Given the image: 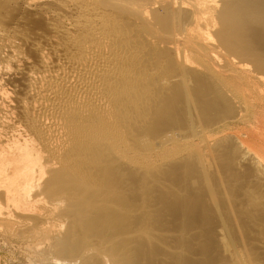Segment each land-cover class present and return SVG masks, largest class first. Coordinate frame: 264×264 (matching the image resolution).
<instances>
[{"label": "bare ground", "instance_id": "6f19581e", "mask_svg": "<svg viewBox=\"0 0 264 264\" xmlns=\"http://www.w3.org/2000/svg\"><path fill=\"white\" fill-rule=\"evenodd\" d=\"M253 93L264 0H0V245L264 264V157L229 134Z\"/></svg>", "mask_w": 264, "mask_h": 264}, {"label": "rangeland", "instance_id": "374dc122", "mask_svg": "<svg viewBox=\"0 0 264 264\" xmlns=\"http://www.w3.org/2000/svg\"><path fill=\"white\" fill-rule=\"evenodd\" d=\"M258 95H259L258 93H253V96H254L253 98H251L252 95L245 96V98H244L245 102L244 103L247 106L246 122L243 125H240L238 127H232L231 129H229V134L234 135V137L239 139V141L243 140L246 143V145H248L249 147H251L255 151H257V150L260 151V153L264 157V102L261 101L260 99H258V101H257ZM255 96H257V97H255ZM254 98H256V99L253 100ZM257 102H259L260 104ZM246 166L250 167V165H248V163H246ZM246 166L244 167L245 169H246ZM249 167L247 170H249V171H251L252 169L254 170L253 165H252V169H250ZM261 175L259 174L260 177L264 176V175L263 176H261ZM263 179L264 178H262V180H261V178H260V182L262 184V187H260V189H258L257 184H255V182L254 183L252 182L251 177H249L248 184H247V188L249 186H250L249 189L257 188L256 190L257 191L259 190L260 195L263 194L262 195L263 197L260 196L261 197L260 200H262V198H264V193H263L264 192V190H263L264 189V184H263L264 182H263ZM253 185H254V187L251 188V186H253ZM259 185H260V183H259ZM261 188H262V190H261ZM252 190H249V191H252ZM256 190H253V193L257 192ZM263 205H264V199H263ZM247 210H248V208H247ZM261 215L264 217V208H263V213H261ZM248 233L246 232V236L252 237L251 234H253V233L252 232H251V234L250 233L248 234ZM242 235L245 236V234H242ZM244 236L242 239H247V237L245 236L246 238H244ZM240 237H241V234H240L239 238ZM253 237H255V236H253ZM243 242H247V240H245V241L243 240ZM12 243L15 245V247H17V246L22 247L23 246V244L17 240H14V241L12 240L8 244L13 245ZM14 245H13V247H14ZM16 249H20V248H16ZM16 249L14 248V249L9 250L8 247H6L4 244H1L0 245V264H18L20 262V259L18 258L20 252H17ZM263 250H264V248H263Z\"/></svg>", "mask_w": 264, "mask_h": 264}]
</instances>
